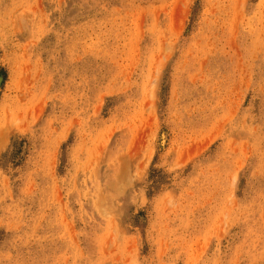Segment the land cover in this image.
Wrapping results in <instances>:
<instances>
[{
  "label": "rangeland",
  "instance_id": "374dc122",
  "mask_svg": "<svg viewBox=\"0 0 264 264\" xmlns=\"http://www.w3.org/2000/svg\"><path fill=\"white\" fill-rule=\"evenodd\" d=\"M0 264H264V0H0Z\"/></svg>",
  "mask_w": 264,
  "mask_h": 264
}]
</instances>
